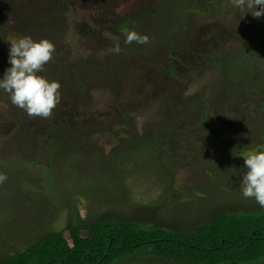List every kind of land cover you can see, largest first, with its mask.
<instances>
[{
    "label": "rangeland",
    "instance_id": "rangeland-1",
    "mask_svg": "<svg viewBox=\"0 0 264 264\" xmlns=\"http://www.w3.org/2000/svg\"><path fill=\"white\" fill-rule=\"evenodd\" d=\"M250 11L232 0H0V79L6 39L28 35L55 45L39 74L61 85L49 118L0 89V258L56 231L69 244L68 223L190 232L263 208L241 191L242 154L264 149V16ZM131 30L148 42L125 44ZM112 264L186 263L139 253Z\"/></svg>",
    "mask_w": 264,
    "mask_h": 264
},
{
    "label": "trees",
    "instance_id": "trees-1",
    "mask_svg": "<svg viewBox=\"0 0 264 264\" xmlns=\"http://www.w3.org/2000/svg\"><path fill=\"white\" fill-rule=\"evenodd\" d=\"M65 229L69 244L61 231L52 232L0 258V264H112L139 253L186 264L264 261V207L223 213L190 232L110 219L68 223Z\"/></svg>",
    "mask_w": 264,
    "mask_h": 264
},
{
    "label": "clouds",
    "instance_id": "clouds-1",
    "mask_svg": "<svg viewBox=\"0 0 264 264\" xmlns=\"http://www.w3.org/2000/svg\"><path fill=\"white\" fill-rule=\"evenodd\" d=\"M237 8L251 9V14L260 18L264 16V0H232ZM125 44L148 42L147 35L136 31L125 32ZM9 62L11 67L6 69L0 79V89L10 96L11 103L23 109L29 117L49 118L53 109L59 103L61 85L57 81H49L39 73L44 65L52 59L55 45L46 38L34 40L31 36L9 35ZM117 52L120 51L117 44ZM244 157L246 172L242 175L241 191L245 198H254L264 207V149L250 150ZM7 179L0 173V183Z\"/></svg>",
    "mask_w": 264,
    "mask_h": 264
}]
</instances>
